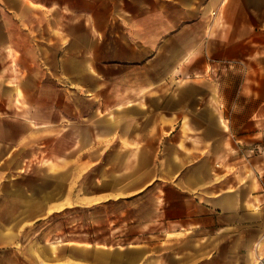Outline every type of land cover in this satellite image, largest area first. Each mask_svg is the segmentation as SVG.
Segmentation results:
<instances>
[{"label": "crops", "instance_id": "1", "mask_svg": "<svg viewBox=\"0 0 264 264\" xmlns=\"http://www.w3.org/2000/svg\"><path fill=\"white\" fill-rule=\"evenodd\" d=\"M264 260V0H0V264Z\"/></svg>", "mask_w": 264, "mask_h": 264}, {"label": "built area", "instance_id": "2", "mask_svg": "<svg viewBox=\"0 0 264 264\" xmlns=\"http://www.w3.org/2000/svg\"><path fill=\"white\" fill-rule=\"evenodd\" d=\"M256 264H264V260L259 259Z\"/></svg>", "mask_w": 264, "mask_h": 264}]
</instances>
